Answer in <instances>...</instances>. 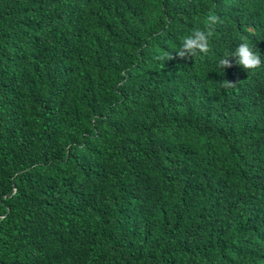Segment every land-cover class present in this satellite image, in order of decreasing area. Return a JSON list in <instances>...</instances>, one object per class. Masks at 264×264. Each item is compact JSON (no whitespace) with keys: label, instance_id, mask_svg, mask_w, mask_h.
I'll return each instance as SVG.
<instances>
[{"label":"trees","instance_id":"16d2710c","mask_svg":"<svg viewBox=\"0 0 264 264\" xmlns=\"http://www.w3.org/2000/svg\"><path fill=\"white\" fill-rule=\"evenodd\" d=\"M0 264H264V0H0Z\"/></svg>","mask_w":264,"mask_h":264},{"label":"clouds","instance_id":"9594fccd","mask_svg":"<svg viewBox=\"0 0 264 264\" xmlns=\"http://www.w3.org/2000/svg\"><path fill=\"white\" fill-rule=\"evenodd\" d=\"M217 22V16L209 15L207 17V25L211 26ZM210 32L194 28L187 36H185L176 52L178 56L185 57L188 55H195L196 53H205L208 48V40ZM234 58V63L243 69H256L261 65V54L250 45L247 41L238 43L231 51H225L216 60V69L224 70L231 65L233 61L229 58ZM215 69V70H216Z\"/></svg>","mask_w":264,"mask_h":264}]
</instances>
